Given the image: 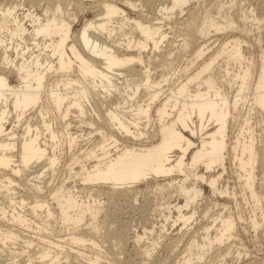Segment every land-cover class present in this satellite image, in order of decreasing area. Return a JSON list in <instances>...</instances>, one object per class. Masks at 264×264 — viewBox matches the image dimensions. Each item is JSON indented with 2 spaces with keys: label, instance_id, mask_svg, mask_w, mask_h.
I'll use <instances>...</instances> for the list:
<instances>
[{
  "label": "bare ground",
  "instance_id": "1",
  "mask_svg": "<svg viewBox=\"0 0 264 264\" xmlns=\"http://www.w3.org/2000/svg\"><path fill=\"white\" fill-rule=\"evenodd\" d=\"M152 2L75 0L72 12L57 2L55 11L45 8L43 15L31 8L19 12L16 2L0 7V251L7 245L14 248H10L11 256L0 257V264H36L45 259L58 264L63 257L68 260L72 251L90 261L78 264H101L99 253L92 257L74 247L88 242L100 246L80 232L98 229L100 207L96 202L100 200H94L91 193L98 186H107L101 192L113 195L155 183V190L182 195L184 204L174 205L178 216L172 217L170 211L161 217V227L166 230L170 221L186 226L196 216V210H184L203 197L206 187L222 197L231 193L223 180L229 163L234 165L243 197L249 199L250 195L254 204H262L264 50L261 67L254 71L251 61L243 64L241 60L245 57L243 33L227 34L219 50L205 41L190 59L191 67L186 64L183 68L188 69L186 77L192 75L184 82L182 78L168 99L157 103V91L140 100L143 85L162 84L152 79V60L145 54L162 50L169 37L165 21L156 20L186 13L184 21L198 38L226 33L228 27L237 30L236 22L224 11L235 0H219L216 15L211 7L192 9L191 0H166L158 7ZM258 2L264 4V0ZM124 6L137 10V17L130 16ZM98 8L102 11L94 17L81 20L82 10ZM241 17L260 20L245 10ZM132 27L137 33H132ZM119 33L126 37H116ZM136 65L140 69L135 70ZM131 75H139L144 82L128 80ZM218 78L237 84L233 98L216 86ZM193 81L194 88L189 85ZM115 94L117 102L108 103L107 97ZM248 98L249 108L234 129L239 106ZM153 111L159 126L149 132ZM98 121L106 122L109 131L98 128ZM28 204L34 212L31 216L24 212ZM252 212L249 225L256 230L262 222L256 210ZM215 218L214 224L222 216ZM238 218L244 220L242 214ZM50 221L61 223L66 236L56 241L45 235L44 231L55 230ZM220 224L214 242L223 244L234 236L238 222L227 214ZM210 228L206 226L202 248L213 244ZM31 230L37 234L27 232ZM146 230L153 232L154 228H144L143 234L136 229L132 237L140 242ZM190 256H184V264L193 262ZM196 256L204 258V254Z\"/></svg>",
  "mask_w": 264,
  "mask_h": 264
},
{
  "label": "rangeland",
  "instance_id": "2",
  "mask_svg": "<svg viewBox=\"0 0 264 264\" xmlns=\"http://www.w3.org/2000/svg\"><path fill=\"white\" fill-rule=\"evenodd\" d=\"M191 1L190 7L196 11L211 7L212 14H218L217 2H219V0ZM223 1L230 2V0ZM235 1L233 6L230 4V7L232 6L231 9L228 7L224 11H228V15L232 17V19L229 20L236 22L237 30L228 27L226 33H215L216 35L204 37L205 39L195 36L192 27L185 23L184 19L187 18L186 13L182 15L179 13L168 20H156L165 21V24L164 22L161 24H164V29L168 31L169 37L163 42L161 46L162 50L155 53L146 52L145 54H147L146 58L150 56L152 60L154 71L152 79L156 82L160 81L162 84L156 87L143 85V88L138 93V99L147 98L149 93L157 91L159 92L156 100L157 103L160 100L164 101L168 99L170 97L169 93H171L170 90L172 88L176 89L182 78V82H184L188 80V76L192 75V73H189L186 77L185 72L191 67L190 59L195 56V50L200 47L199 45L205 41H209L215 49L219 50L222 41H224L228 35L232 36L235 34V36H241L243 33L241 39L246 40V42H243L244 48L242 46L245 57L241 60L243 64H248L251 61L254 71H259L263 58L262 50H264V4H259L258 1L260 0ZM14 2H16L19 8V12L31 8L42 15L45 13V8H48L50 13L55 11L57 2H61L64 7L68 8L71 12L76 8L75 0H0V4H2L0 7L9 5L10 3L14 4ZM165 2L166 0H153L152 4L158 7L162 5L161 3ZM20 4H22V6H20ZM226 5L228 6V4ZM32 6H34V8H32ZM121 6L123 7V5ZM124 7L129 12L130 16L134 18L137 17V10L129 7L127 8L126 6ZM250 7H252V12H250ZM242 10H245L251 16H258L260 20H254L252 17L243 20V17H241ZM101 11L102 9L100 8H98L97 11L84 9L80 13V18L81 20L84 18H91ZM157 15L159 16V14ZM0 21H2L1 15ZM168 24H170V26H168ZM127 30H129V28ZM4 33L8 34V32ZM132 33H137V30L135 31L133 27ZM225 36L226 38H224ZM9 37V35L6 36L8 39ZM116 37L120 38L126 36H124L123 33H119ZM17 39L19 41V38ZM27 40L29 41L30 39ZM29 46H33V43L29 44ZM38 50L39 49H36V52H38ZM30 52L28 51L27 54ZM205 57H208V54L205 55ZM186 64H189V67L183 70ZM140 67L141 66L136 65L134 69L138 70ZM176 70H178V72H176ZM169 74L170 76H168ZM166 76H168V80L165 79ZM227 78H218L216 86L220 89L222 88L228 93L230 98H233L237 91L235 89V87L237 88V84H234L233 81L230 80L227 81ZM11 79L13 82H17L15 76L12 75ZM128 80L132 82L133 80L144 82L140 79L139 75H131ZM164 80H166V82H164ZM229 82L232 83L230 84ZM189 85L194 88L196 82H190ZM102 94L105 96V92L101 91V95ZM249 95L248 97H251ZM117 97V94L108 96V103L112 104L117 102ZM171 102H175V99L173 101L171 100ZM250 102L248 98L246 102H242L239 106L241 113L238 117L239 120L237 119L234 122V129L236 125L239 124L238 122H241V119L244 118L243 113L249 108ZM98 105L100 106L99 110L104 113V105H102L99 100ZM156 118V113L153 111V123H151L148 128L149 132L157 131L159 123L158 121L155 122ZM87 119L88 121L90 120L89 118ZM98 128L109 131L108 124L104 121H98ZM74 130L78 129L75 128ZM189 159L190 155H188L187 161ZM227 165L228 169L223 180H226L225 184H228L231 193L222 197V195L212 194L206 187L203 197L198 198L196 202L192 203L193 205L191 207L184 210V212L188 213L196 210V216H194L186 226H182V224L179 225V223L172 225L173 222L170 221L166 226V230L161 227V223H163L161 217L163 218V214H168L170 211L173 215L172 217L178 216V209L174 205L176 203L184 204L185 198L182 195L176 193L169 194L168 192L155 190V183L150 185L141 184L137 188H130L131 191L117 192L113 195L105 193L104 191L101 192L102 189H109L107 186H98L97 190L92 189L91 193H93L94 200H100V202H96L100 207L98 229L87 228L80 232L82 235L87 234L88 237H92L99 242L101 248L100 246H94L90 242L85 243V245H77L74 247H81L82 250L92 257H95L94 254L97 256L99 253L101 264H184V256H190V254H192L190 257L193 260L191 264H264V218H262V210H264V187L262 189L258 187L263 196L261 201L262 204H254L250 195H248L249 199H245L242 195L241 182L236 179V173H233L235 171L233 168L234 165L232 166L229 163H227ZM62 176L65 175L62 174ZM180 176L183 175H178V177ZM160 182L165 181L161 180ZM18 190L25 192L24 188H18ZM86 193L87 192L82 194L85 198L88 196ZM234 193H236V196H234ZM26 196L28 200H32V195L26 194ZM246 200H248V204H246ZM162 204H164V206H162ZM170 204H172V206H170ZM224 204L227 206L224 207ZM167 206H170V210H168L169 207ZM194 206H197V208L195 209ZM252 210H256V217L262 222L256 230L249 225L250 216L254 215ZM24 212H26L28 216L34 214L32 208H30V204L24 209ZM220 212H222V214H220ZM227 214H231L237 219L238 224L234 228L235 234L229 240H225L223 244L218 241L214 242V237L218 235L221 226L220 222H222V218ZM240 214H242L244 220H239L238 216ZM216 216H222V218H218V222H216L218 226L214 224ZM194 220H196V222H194ZM50 222L54 224L55 230L49 233L44 231L43 233L45 235H48L50 239L56 241L66 236L64 227L60 226L61 223L59 224V222L57 223L55 221ZM180 226H182V228H180ZM206 226H211L210 232L208 233L213 237V244L212 246L202 248L200 244L205 240L207 234ZM144 228H154V231L150 232V230H146L147 235L140 242H136L132 237L133 231L137 229L139 233L143 234ZM27 232L37 234L33 230ZM196 240H198V242H196ZM188 244H190V248H188ZM196 244H198V248H196ZM226 246H230V248L225 249ZM2 247L3 245L0 244V249ZM10 248H12V250L14 249L12 245H7L5 251H0V257L6 258L11 256L12 250H10ZM190 250H192V252H190ZM183 254L184 256H182ZM196 254H204V258L200 260ZM78 256V253L72 251L70 252V258L68 260H64L65 257H63L58 264H78V261H83L82 263L90 262L89 259ZM23 257L26 259L27 254ZM50 260L51 259L40 260L36 262V264H56L50 262Z\"/></svg>",
  "mask_w": 264,
  "mask_h": 264
}]
</instances>
